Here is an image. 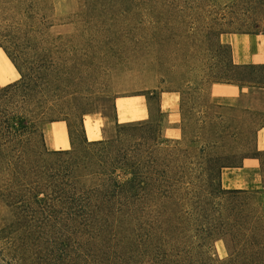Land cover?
Segmentation results:
<instances>
[{
  "label": "trees",
  "instance_id": "trees-1",
  "mask_svg": "<svg viewBox=\"0 0 264 264\" xmlns=\"http://www.w3.org/2000/svg\"><path fill=\"white\" fill-rule=\"evenodd\" d=\"M136 2L84 0L82 31L63 35L52 32L46 1L0 0V50L19 75L0 85V198L12 218L29 224L107 233L119 263L264 264V186L225 190L221 184L223 170L241 168L247 159H256L264 174V151L256 145L264 107L243 101L247 92H264V64H235L220 40L242 32L226 28L235 22L264 35V0H235L234 23L208 28L209 59L186 71L175 91L179 140L164 135L169 123L160 97L166 91L146 94L156 103H146L147 119L118 123L117 97L86 92L88 80L78 76L86 64L118 58L112 48L101 56L90 46L81 51L80 42L124 50L142 42L154 52L157 1ZM115 15L128 32L109 29L97 39L98 17ZM214 84L239 93L212 97ZM94 114L110 126L101 140L88 141L83 120ZM54 122L66 124L69 149L47 148L45 128ZM217 240L228 251L222 261L210 255Z\"/></svg>",
  "mask_w": 264,
  "mask_h": 264
},
{
  "label": "rangeland",
  "instance_id": "rangeland-1",
  "mask_svg": "<svg viewBox=\"0 0 264 264\" xmlns=\"http://www.w3.org/2000/svg\"><path fill=\"white\" fill-rule=\"evenodd\" d=\"M48 3L49 13L55 26L53 33L69 35L82 31V13L84 12V0H44ZM156 45L154 52L143 49V43L131 46L127 50L122 45H109L102 48L96 42L87 45L80 42L79 49L86 52L91 47V52L97 55L110 54V49L115 50L117 59L95 60L86 67L79 68L78 76L88 80L86 92L95 95L112 93L119 100L117 113L121 123L141 121V110L147 108L149 102L155 108V101H147L146 94L151 89L171 92L175 100V106L169 111L168 121L170 127L176 128L180 133L179 96L175 93L184 85L183 75L193 67L202 66L209 59L206 48V32L214 23H234L233 3L235 0H156ZM141 2L137 0L136 3ZM167 3L169 8L166 7ZM123 18L119 15L103 16L97 19V39L100 35L123 28V33L128 28L122 24ZM227 24L229 30H239L241 33H230L243 37L253 38L254 28L245 27L244 23ZM232 25V26H230ZM263 31L264 27L260 26ZM250 34H244L245 32ZM121 32V31H120ZM138 33V31H134ZM261 35V34H259ZM241 41L240 46L244 50L250 46L247 41ZM84 43V44H83ZM86 44V45H85ZM261 42L258 43V45ZM89 47V48H90ZM120 47V48H118ZM126 45L124 46V48ZM89 51V50H88ZM231 53L232 61L234 60ZM99 58V57H98ZM19 78L13 65L0 50V85L16 81ZM212 97H236L215 96ZM122 101V102H121ZM247 104L264 107V92L251 91L243 97ZM105 113L112 117V111L108 105L104 106ZM84 121L86 122L84 124ZM110 119L102 118L100 114L86 116L83 120L85 135L86 128L98 127L100 138L103 130L108 129ZM119 123V122H118ZM68 136V131L62 127ZM52 125L45 128L46 146ZM58 132V129H54ZM260 137L264 131L259 132ZM165 135V134H164ZM257 138V150L264 151V141ZM166 137V136H165ZM174 137V131L167 134L169 140H179ZM98 141V140H97ZM70 148V147H69ZM221 184L227 190H261L264 186V174L256 159H247L241 168L226 169L221 174ZM264 210V198L261 201ZM11 209L5 207L0 198V264H123L110 252L109 235L102 236L83 233L79 225L64 227H43L39 224H29V219L17 220L12 218ZM210 255L215 260H225L228 257L223 240L212 243Z\"/></svg>",
  "mask_w": 264,
  "mask_h": 264
},
{
  "label": "crops",
  "instance_id": "crops-1",
  "mask_svg": "<svg viewBox=\"0 0 264 264\" xmlns=\"http://www.w3.org/2000/svg\"><path fill=\"white\" fill-rule=\"evenodd\" d=\"M243 37H239L238 35L235 34H222L220 36V40L223 44H226L230 47L231 53L234 55L233 58L234 60L237 58V61H234L235 64H264V35H255L253 38H248V39H242ZM247 41L250 46L247 47L245 50L240 46L241 41ZM261 42V44L258 45V43ZM11 82H8L6 84H9ZM5 84V85H6ZM209 93L211 95L215 96H234L238 95L239 91L236 87L230 86V85H211L209 88ZM171 92L167 93H162L160 97V107L161 110L167 115V119L169 114V111L174 108L175 106V100L174 97H172ZM119 100H122L120 98H116L115 100V107L117 110V102ZM122 102V101H121ZM118 112V110H117ZM141 119L140 120H145L148 118V111L147 108L141 110ZM117 121L121 123L122 121L119 120V116L117 113ZM86 122L84 121V124ZM169 123V128H167L164 131L165 136L167 137L168 133H171V131H174V137H169V138H175L178 139L180 137L179 132H177L176 128L170 127V122ZM52 129L50 132L49 136V142L47 143V148L49 150L53 151H58V150H67L70 147L69 144V138L67 134L64 132L63 128L67 132V127L64 122H54L51 124ZM91 127L86 128V138L88 141H97L100 138V132L98 130V127H93V124H91ZM54 129H58V132H55ZM260 131H264V128L260 129L257 132V138L258 135L260 134ZM259 140H261V143L264 141V133L261 134V137L259 135Z\"/></svg>",
  "mask_w": 264,
  "mask_h": 264
}]
</instances>
